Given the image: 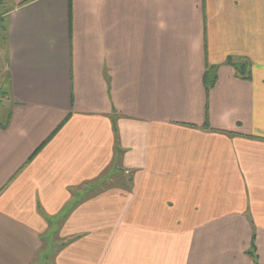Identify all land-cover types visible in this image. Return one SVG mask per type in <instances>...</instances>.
Masks as SVG:
<instances>
[{
    "label": "crops",
    "instance_id": "1",
    "mask_svg": "<svg viewBox=\"0 0 264 264\" xmlns=\"http://www.w3.org/2000/svg\"><path fill=\"white\" fill-rule=\"evenodd\" d=\"M2 1L0 264H264V0Z\"/></svg>",
    "mask_w": 264,
    "mask_h": 264
},
{
    "label": "trees",
    "instance_id": "2",
    "mask_svg": "<svg viewBox=\"0 0 264 264\" xmlns=\"http://www.w3.org/2000/svg\"><path fill=\"white\" fill-rule=\"evenodd\" d=\"M1 27H2V23L0 20V30H1ZM2 31H3V29H2ZM227 62L229 64H231L232 66L234 65L236 67V69L238 70V74H239V76H241V78H244V79L249 78L250 71H249L248 62L242 61L240 63H234L233 60L231 59V57H229L227 59ZM214 79H215V77L212 73L204 75V85L206 86V89H207V87H210L213 84ZM248 254L252 257L254 264H257L255 249H254L253 243H252V249H251V251L248 252Z\"/></svg>",
    "mask_w": 264,
    "mask_h": 264
},
{
    "label": "rangeland",
    "instance_id": "3",
    "mask_svg": "<svg viewBox=\"0 0 264 264\" xmlns=\"http://www.w3.org/2000/svg\"><path fill=\"white\" fill-rule=\"evenodd\" d=\"M5 11V7L3 6V1L2 0H0V20H2V15H3V12ZM0 120H3V115L1 114L0 115ZM114 180V179H113ZM115 181V180H114ZM116 182V181H115ZM103 186V185H102ZM76 208H77V206H76ZM82 234L83 233H79V232H75L73 235H74V237L73 238H71L72 240H77L78 238L80 239L81 237L80 236H82Z\"/></svg>",
    "mask_w": 264,
    "mask_h": 264
}]
</instances>
